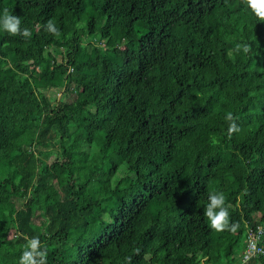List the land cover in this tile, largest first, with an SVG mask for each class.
<instances>
[{
  "label": "trees",
  "instance_id": "trees-1",
  "mask_svg": "<svg viewBox=\"0 0 264 264\" xmlns=\"http://www.w3.org/2000/svg\"><path fill=\"white\" fill-rule=\"evenodd\" d=\"M5 8L32 36L0 29V264H18L32 237L47 264H233L246 226L264 225V21L244 0ZM237 43L251 52L230 54ZM50 72L71 103L51 107L40 92ZM212 191L235 232L210 228Z\"/></svg>",
  "mask_w": 264,
  "mask_h": 264
},
{
  "label": "clouds",
  "instance_id": "clouds-1",
  "mask_svg": "<svg viewBox=\"0 0 264 264\" xmlns=\"http://www.w3.org/2000/svg\"><path fill=\"white\" fill-rule=\"evenodd\" d=\"M244 3L252 10L258 19L264 21V0H244ZM43 27L46 32L52 35H61L59 29L52 20H49ZM0 29H3L12 36L19 35L25 39H30L32 36V32L29 28L24 27L21 29L20 18L11 14L7 8H5L2 15H0ZM231 51L237 54L241 52L248 54L251 52V46L246 43H237L235 48L230 50V54ZM225 119L230 122L227 129L229 135L239 131L235 123L236 118L231 112L226 115ZM225 200L226 197L223 192H209L208 201L203 214L207 218L212 230L217 232H235L239 224L237 222H230L229 207L225 204ZM22 249L18 264H47V248L41 246L38 237L26 238V242L22 245ZM137 252H139V250H137Z\"/></svg>",
  "mask_w": 264,
  "mask_h": 264
},
{
  "label": "rangeland",
  "instance_id": "rangeland-1",
  "mask_svg": "<svg viewBox=\"0 0 264 264\" xmlns=\"http://www.w3.org/2000/svg\"><path fill=\"white\" fill-rule=\"evenodd\" d=\"M143 25H146V24H143ZM86 43L91 45L92 55L95 56L96 59H99L97 52H98V49L100 50L101 45L98 42L91 41L90 38H86ZM115 54H120L122 56L123 60H126V61L130 60V56L127 54V51L124 47H119V48L115 49ZM30 55L32 57L31 62H35V61L38 62V61L43 59V53L41 54L40 50H33V51H31ZM51 56H48V57L50 58ZM57 57L60 58L59 56H57ZM44 58L47 59V55H44ZM39 69L40 70L44 69V65L40 66ZM38 83L41 86L40 92H42L47 97V101L51 107H54V106L58 105V103H61V102L62 103H71L75 97V94L66 91L67 81L65 80V76L61 72L60 73L50 72L46 77H44ZM259 217H260V215H257V217H255V222L252 226H246L247 227L246 245L248 243V236H249L250 231L255 230L259 226L264 227L263 224H259L257 222V221H259ZM247 225H249V224L247 223ZM246 245H245V247H246ZM245 247L243 249H241L237 254L234 255L233 258L235 259V261L233 264H235L238 260H240V255H241L242 251L245 249ZM263 255H264V253L253 258L247 264H250L255 259H257L258 262H260L261 261L260 257Z\"/></svg>",
  "mask_w": 264,
  "mask_h": 264
},
{
  "label": "built area",
  "instance_id": "built-area-1",
  "mask_svg": "<svg viewBox=\"0 0 264 264\" xmlns=\"http://www.w3.org/2000/svg\"><path fill=\"white\" fill-rule=\"evenodd\" d=\"M264 253V227L259 226L251 230L248 243L240 255V260L235 264H247L253 258Z\"/></svg>",
  "mask_w": 264,
  "mask_h": 264
},
{
  "label": "crops",
  "instance_id": "crops-1",
  "mask_svg": "<svg viewBox=\"0 0 264 264\" xmlns=\"http://www.w3.org/2000/svg\"><path fill=\"white\" fill-rule=\"evenodd\" d=\"M255 260H257V259H255ZM255 260H253V261H255ZM253 261H252V263H253ZM258 261V260H257ZM254 264V263H253ZM258 264H259V262H258Z\"/></svg>",
  "mask_w": 264,
  "mask_h": 264
}]
</instances>
